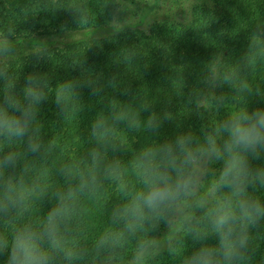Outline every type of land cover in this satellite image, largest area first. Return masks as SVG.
Listing matches in <instances>:
<instances>
[{
	"label": "trees",
	"instance_id": "trees-1",
	"mask_svg": "<svg viewBox=\"0 0 264 264\" xmlns=\"http://www.w3.org/2000/svg\"><path fill=\"white\" fill-rule=\"evenodd\" d=\"M137 3L0 0V41L106 28L125 5ZM159 5L160 13L145 27L0 59V108L12 113L6 98L27 104L29 76L40 78L45 96L34 106L27 136L0 137V160L16 157L14 165H0V241L7 243L0 264H7L17 231L43 232L62 199L67 215L58 224L57 247L47 239L42 245L50 264H132L140 243L157 241L175 221L180 226L170 242L144 264H187L201 248H219L208 211L229 189L210 191L206 208L194 211L191 224L178 215L169 217V225L137 218L135 211L114 213L144 190L140 153L185 133L203 142V133L218 123L264 110V0H161ZM150 116L159 122L155 130L147 128ZM101 120L107 126L94 136L93 126ZM29 136L40 145L36 153L28 149ZM250 162L264 168V156ZM223 166L224 161L212 162L213 181ZM248 195L264 204V186L249 188ZM246 234L241 264H264V217Z\"/></svg>",
	"mask_w": 264,
	"mask_h": 264
},
{
	"label": "clouds",
	"instance_id": "clouds-1",
	"mask_svg": "<svg viewBox=\"0 0 264 264\" xmlns=\"http://www.w3.org/2000/svg\"><path fill=\"white\" fill-rule=\"evenodd\" d=\"M10 51V44L0 45V55L6 56ZM215 82L214 77L210 83L214 85ZM25 99L26 105H20L11 98L5 99L4 103L12 109V113L0 108V137L12 139L28 135L31 121L36 117L34 106L45 99L39 77L27 78ZM115 119L122 120L124 117L117 116ZM128 123L130 127L137 126L133 121ZM106 126V121H98L93 126V135ZM158 127L159 122L150 116L147 128L155 130ZM39 148L40 145L29 136V151L36 153ZM91 156L93 163H98L99 154L94 151ZM262 156L264 110L261 109L243 112L218 123L211 131L203 133V142L191 133H185L172 142L140 153L137 160L144 190L137 192L132 202L118 209L114 216L135 211L137 218L156 222L163 220L170 225L169 217L178 215L185 224H191L194 211L204 209L208 204L207 197L198 194L199 183L208 172V164L224 161L219 178L212 182L210 191L215 194L229 189L230 194L217 199L216 206L208 211V218L218 236L219 248H201L191 255L187 264H241L248 251L247 228L255 227L258 220L264 217V204L248 195L249 188H255L257 184L264 186V168L253 167L250 162ZM15 161V155L8 154L0 160V165H14ZM105 171L110 173L111 169L106 168ZM86 186L82 183L81 189ZM72 195L70 192L69 196ZM233 199L236 201L234 205ZM66 215L67 206L62 199L60 206L48 214L43 232L38 233L30 227L18 230L7 264H50V254L42 245L47 239L53 248L57 247L58 224ZM190 231L194 238H201L195 228H190ZM158 246L157 241L140 243L132 264H139ZM5 248L6 241H0V250Z\"/></svg>",
	"mask_w": 264,
	"mask_h": 264
},
{
	"label": "rangeland",
	"instance_id": "rangeland-1",
	"mask_svg": "<svg viewBox=\"0 0 264 264\" xmlns=\"http://www.w3.org/2000/svg\"><path fill=\"white\" fill-rule=\"evenodd\" d=\"M160 1L161 0H138L137 4L125 5L121 9L119 15L116 17L115 22L106 28L80 31L52 37H35L20 41H0V45L5 43L11 45V51L6 56L0 55V59L15 57L20 54L32 52L36 49L46 47L48 45H65L93 37L103 36L123 28L145 27L151 18L154 19L157 16L154 14L155 12L160 13ZM207 167L208 172L201 178L198 188L199 195L206 197L210 192V188L214 179L212 163L208 164ZM179 226L180 222L177 221L172 224L169 231L157 240L159 246L158 248H154L152 250V254L155 251L164 248V246L170 242L172 236L176 233ZM150 256L145 257L139 262V264H144V262Z\"/></svg>",
	"mask_w": 264,
	"mask_h": 264
}]
</instances>
